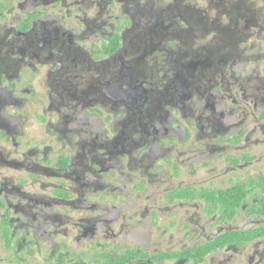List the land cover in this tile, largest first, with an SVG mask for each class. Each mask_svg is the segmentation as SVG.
<instances>
[{
  "label": "flooded vegetation",
  "instance_id": "obj_1",
  "mask_svg": "<svg viewBox=\"0 0 264 264\" xmlns=\"http://www.w3.org/2000/svg\"><path fill=\"white\" fill-rule=\"evenodd\" d=\"M0 264H264V0H0Z\"/></svg>",
  "mask_w": 264,
  "mask_h": 264
},
{
  "label": "trees",
  "instance_id": "obj_2",
  "mask_svg": "<svg viewBox=\"0 0 264 264\" xmlns=\"http://www.w3.org/2000/svg\"><path fill=\"white\" fill-rule=\"evenodd\" d=\"M237 206H238V203H237V205L235 207H233V209H232L233 212H234V210L236 209Z\"/></svg>",
  "mask_w": 264,
  "mask_h": 264
}]
</instances>
